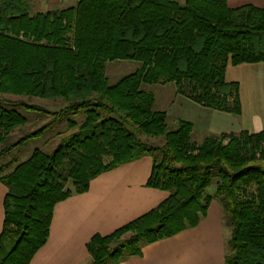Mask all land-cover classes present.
<instances>
[{
    "label": "trees",
    "instance_id": "trees-1",
    "mask_svg": "<svg viewBox=\"0 0 264 264\" xmlns=\"http://www.w3.org/2000/svg\"><path fill=\"white\" fill-rule=\"evenodd\" d=\"M139 62L115 82L113 61ZM264 62V8H232L227 0H77L72 6L32 13L30 0H0V94L59 100L57 110L8 101L0 107V160L13 149L66 123L46 152L0 164L7 185L0 264H29L49 236L55 205L89 189L97 175L149 155L148 184L169 192L155 209L88 243V264H110L141 252L142 245L195 226L212 199L231 229L224 264H264V131L208 135L192 140L194 123L156 109L143 84L174 82L176 97L233 114L242 111L239 83L228 64ZM19 109L49 119L12 141L28 122ZM83 115L78 122L75 118ZM174 115V114H173ZM164 137L163 143L151 138ZM69 162L67 188L60 173ZM216 178L214 194L206 189ZM125 239L117 237L128 230ZM114 243V245H111Z\"/></svg>",
    "mask_w": 264,
    "mask_h": 264
},
{
    "label": "crops",
    "instance_id": "crops-1",
    "mask_svg": "<svg viewBox=\"0 0 264 264\" xmlns=\"http://www.w3.org/2000/svg\"><path fill=\"white\" fill-rule=\"evenodd\" d=\"M184 1L179 0L181 3ZM227 3L232 8L246 4L264 8V0H227ZM229 65L232 64H228L226 75ZM232 66L229 81L240 84L243 113V93L247 86L245 78L250 80L248 87H253L257 79L264 80V62ZM180 101L184 103V100ZM173 114L180 116L176 112ZM262 114L264 117V110ZM241 130L260 132L264 128L251 131L244 127ZM152 165L153 159L149 155L121 164L94 177L87 191L59 201L54 207L48 239L29 264L90 263L92 255L88 243L95 234L114 232L157 208L168 197V191L148 184ZM7 190V185L0 180V235L5 220ZM228 232L222 207L217 199H212L197 225L146 243L139 254L110 264H224Z\"/></svg>",
    "mask_w": 264,
    "mask_h": 264
},
{
    "label": "rangeland",
    "instance_id": "rangeland-1",
    "mask_svg": "<svg viewBox=\"0 0 264 264\" xmlns=\"http://www.w3.org/2000/svg\"><path fill=\"white\" fill-rule=\"evenodd\" d=\"M32 13L46 12L48 10L62 9L65 7L72 6L77 0H30ZM139 65V62L132 60L113 61L109 62L106 68L107 76L110 82L117 81L120 77L128 74L135 70ZM232 65H229L228 74L226 75L227 80L232 78ZM246 80V89L243 93V113L236 115L233 113L216 110L214 108L203 107L193 102L184 99V103L181 99H178L175 94L177 89L174 82H170L165 85H154V84H143L145 90L152 91L156 97V109H162L172 111L171 116L167 120V128L171 130L175 127L178 120L173 117V113H179V117L184 119H190L194 123L192 140L196 143L201 142L208 135H219L221 133H240L241 128H248L251 131L259 130L264 128V117L262 111L264 110V80L257 79L254 81L253 87H248L250 80ZM240 89V84H239ZM23 100L27 103L37 104L39 106L48 108L50 110H57L62 106V102L59 100H49L40 97L30 96H14L9 94H0V107H5L8 101H19ZM242 105V102H241ZM23 113L28 122L24 125L16 127L11 132L12 141L17 140L24 134L40 127L44 122L49 119V116L43 112L19 109ZM261 111V112H260ZM259 115H258V114ZM83 115L75 118L78 122L83 119ZM195 130V131H194ZM67 131L66 123H61L57 126L48 129L44 135L38 136L24 145L13 149L10 153L4 156L0 160V164H7L9 161L14 162L13 165L7 167L2 172V175L10 173L14 167L25 161L30 157L34 149L40 148L46 152H50L60 140L61 136ZM154 143H163L164 137L151 138ZM69 170V162L64 163L61 169V174L65 178V185L67 188L73 189L72 180L67 176ZM216 190V178L212 180L210 186L206 189V194H214ZM228 238L231 234V229L228 227ZM134 230H128L121 235L118 239H125L132 235ZM111 245H114L112 243Z\"/></svg>",
    "mask_w": 264,
    "mask_h": 264
}]
</instances>
